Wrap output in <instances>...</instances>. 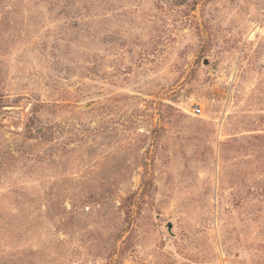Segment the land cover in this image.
<instances>
[{
    "label": "rangeland",
    "instance_id": "374dc122",
    "mask_svg": "<svg viewBox=\"0 0 264 264\" xmlns=\"http://www.w3.org/2000/svg\"><path fill=\"white\" fill-rule=\"evenodd\" d=\"M0 264H264V0H0Z\"/></svg>",
    "mask_w": 264,
    "mask_h": 264
},
{
    "label": "built area",
    "instance_id": "2783aa9c",
    "mask_svg": "<svg viewBox=\"0 0 264 264\" xmlns=\"http://www.w3.org/2000/svg\"><path fill=\"white\" fill-rule=\"evenodd\" d=\"M199 112H200L199 107H193V108H192V113H193V114H197V113H199Z\"/></svg>",
    "mask_w": 264,
    "mask_h": 264
}]
</instances>
